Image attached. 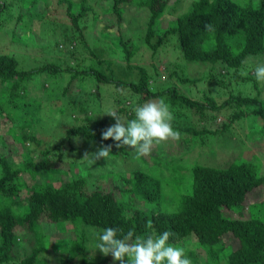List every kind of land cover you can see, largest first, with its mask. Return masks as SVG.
Masks as SVG:
<instances>
[{"label": "trees", "instance_id": "obj_1", "mask_svg": "<svg viewBox=\"0 0 264 264\" xmlns=\"http://www.w3.org/2000/svg\"><path fill=\"white\" fill-rule=\"evenodd\" d=\"M168 2L112 0L109 12L116 15V23L121 26L124 22L123 4L147 8L149 17L144 40L152 52H156L167 35L177 33L181 54L186 61L210 63V70L199 78L177 77L181 83L194 84L200 79L212 83L215 80L219 87L226 88L234 81L248 82L252 84L255 94L231 91L218 99L207 93L202 98H192L182 94L175 85L154 89L148 71L130 63L137 46L133 38L126 35L120 36L119 42L127 67L136 68L138 72L136 81L116 78L109 65L106 66L109 76L102 69L94 68L81 73L94 75L99 83L115 86L118 93L114 96L115 111L122 119H133L136 106L163 98L171 105L174 118L181 115L190 118L188 125L179 121L185 127V134L180 139L183 144L194 141L202 145L217 144L220 136L232 138L228 131L236 122L252 115L264 120V104L259 82L254 76L255 68L246 74L239 71L245 59L251 55L256 56L254 60L258 63H264V0H192L189 8L174 16L170 26L153 42L156 27L166 13ZM16 3L20 6L16 20L21 21L24 16L22 10L27 9L23 4L28 2L0 0V23L12 20L10 13ZM29 3L34 5L33 1ZM58 4L65 5L72 28L71 39L67 38L66 41L70 39L71 44L83 39L82 43L88 46L83 32L87 25L83 29L80 26L92 10L88 0H59ZM2 15H8V18H1ZM60 18L64 19L62 16ZM89 54L95 57L92 50H89ZM99 61L102 63V60ZM65 70H69V66L62 68L53 62L43 63L36 68L19 69L16 57L0 53V89L6 93L5 103L0 101V130L7 120L10 123L7 132L23 145L22 153L25 154L21 167L19 162L0 152V264H72L79 257L81 264H120L110 254L88 260V226L93 232L106 227L121 229L118 232L121 238L131 229L134 231L133 239L135 235L169 231L173 234L169 243L184 247L191 264H264V199L249 194L264 186V163L260 158L243 156L245 148L247 156L253 149L244 146L242 138L239 141L242 147L229 145L228 150H238V153L235 151L233 159L224 166L197 162L184 164L185 168H181L183 163L180 166L175 164L176 168L170 169L168 166L174 162L173 158L165 161L151 156V162L156 159V163L149 167L146 163L149 160L144 156H138L136 152L133 154L125 146L117 147L111 138L102 139V130L114 124L115 120L107 113L95 118L91 115L94 112L84 107L88 100L95 102L97 97L100 98V89L96 86L84 98L72 95L68 99L71 104L80 107L77 112L74 111V124L66 128L60 142L46 144V138L35 131L37 123L26 120L30 117L28 113L22 115L17 111L19 101L26 98L23 83L37 72ZM174 74L175 71L167 73L171 78ZM221 76L228 77L229 81L226 83ZM4 82H10L9 86L4 87ZM127 89L132 92L130 97L133 94L138 96L132 104H127L129 96L121 92ZM69 92L67 86L64 94ZM122 96H126L124 101L121 100ZM34 106L35 111L40 112L41 104ZM18 117L23 118L24 123L20 124ZM191 120L196 122L191 124ZM172 126L174 129L181 128L176 120L172 121ZM2 138L3 135H0L1 141ZM74 138L78 139L79 144L71 143ZM247 140L250 142V139ZM41 142L46 145L38 151V158H33L34 150L28 144ZM86 142L89 146L84 149V154L88 153V156L103 145H112L109 159L103 160L111 163V159L112 167L109 171L101 168L98 179L111 177L121 183L113 181L108 189L101 186L91 188L87 178L80 173L74 179L57 178V175L67 172L56 166V160L71 154L76 159V154ZM94 163L104 164L100 160ZM28 170L42 175L41 182L26 186L22 175ZM55 181L59 184L55 185ZM166 184L170 187L167 192ZM139 198L148 205L147 208L138 207ZM149 223L151 227H148ZM67 225L71 227L65 230ZM46 236L56 238L50 252L44 241ZM199 248L204 251L205 260L196 251Z\"/></svg>", "mask_w": 264, "mask_h": 264}, {"label": "rangeland", "instance_id": "obj_2", "mask_svg": "<svg viewBox=\"0 0 264 264\" xmlns=\"http://www.w3.org/2000/svg\"><path fill=\"white\" fill-rule=\"evenodd\" d=\"M26 1L28 3L33 1L34 5H30V3L23 4L27 9L22 10L24 16L21 21L16 20L17 11L20 9L19 4L16 3L17 5H14L11 9L12 14L10 13L12 20L0 23V53H7L16 57L19 69L36 68L46 62H53L56 65L60 64L62 68L69 66V70L55 73L48 71L37 72L23 83L26 98L24 97L22 101H19L17 111L22 115L28 113L30 117H27L26 120L35 121L37 123L35 131L43 138H46V144L52 145L60 142L65 136L66 128L74 124V111L78 110L80 107L69 102L68 99L72 95L75 98H84L86 97V93L94 91L93 89L99 86L100 98L97 97L98 100L96 101L94 98L95 102H93V100H88V102L84 104V107H87L88 111L92 110L94 113L90 114L95 118L116 109L114 96L116 97L118 93H116L117 89L115 86L111 83H99L94 75L82 74L81 71L89 70L90 68L102 69L109 76L110 72L106 70V66L109 65L116 78L126 81L137 80L138 72L136 68L131 69L127 67L119 42L120 36L125 37L124 35L131 36L134 44L137 46V51L132 56L130 63L142 66L148 71L150 76H152V87L154 89L175 85L182 94H186L192 98H202L205 93L215 96L216 98H223L231 91H241L244 94L250 95L255 94L252 84L248 82L235 83L236 81H234L232 85L226 88L219 87L215 83V80H213L214 82L212 81V83H208L201 79L194 84L181 83L177 77L199 78L210 70V63L186 61L181 54L177 33L167 35L160 46L157 47L156 52H152L151 48L144 40L146 20L147 17H149L147 8L138 7L130 3L123 4L124 22L121 26H118L116 23V15L109 12L112 0H88L92 10L88 18L82 20L80 24L82 29L84 25H87V29L83 30L84 39L88 43V46H85V44L82 43L83 39L70 44L69 40L71 39L70 34H72V28L68 20L69 17L66 15V7L64 4H58L59 0ZM191 1L192 0H169L166 13L161 17L156 27V36L153 42H155L170 26L169 23L173 21L174 16L189 8L188 6ZM254 1L257 2V0ZM60 16L64 18V22ZM1 18H8V15H2ZM67 38L70 39L66 41ZM87 48L92 50L95 57L89 54ZM67 49H71L75 51V53H71ZM255 57L256 56L251 55L245 59L243 68L239 70L242 74L248 73L259 64V61L254 60ZM99 60H102V63H100ZM171 71L176 72L172 78L167 75V73ZM224 76H221V78L226 79L225 82L227 83L229 79ZM9 84L10 82H4L3 86L8 87ZM258 84L261 89L260 95L264 104V84L260 82ZM1 86L2 84L0 82V88ZM67 86H69L70 94H64ZM121 92L124 95L127 94L126 96L132 94L128 89L122 90ZM5 94L4 90L0 89V101L2 104L5 103ZM92 96L96 97L95 94H92ZM126 96H122L121 100L124 101ZM137 97L138 96L134 94L132 97L129 96V98H127V104H132L136 101ZM28 101L35 102L36 104L28 103ZM113 101L114 104L112 105ZM37 104H41V106H39L40 112L35 111L36 106L34 105ZM168 105L171 108V105ZM221 117L223 116L221 115ZM18 118L20 124L24 123L23 118ZM123 120L127 121L126 117H123ZM174 120H176V123L181 124V128L175 129L180 133L185 129L183 124L188 125L190 123V118L186 117V115H181L180 117L175 116ZM2 121H5V119ZM194 122L196 121L191 120V124ZM217 122L218 124L221 123L220 121ZM9 124L10 123L6 120V125H2L3 127L0 130V135H3L2 141L0 139V152L10 156V158L16 162H19V166L22 167V163L25 162V154L22 153L24 148L19 141L16 142L13 136L7 132V125ZM181 134L182 138L185 132L183 131ZM228 134H232V138L229 136H220L216 141L219 143H213L212 145H202L199 141H194L187 145L183 144L181 140H170L161 146H153L151 154L144 157L149 160L146 161L149 167H152L153 164L156 163V159L151 162V156L161 158L165 161H171V158H173L174 162L168 166L170 169L176 168L175 164L180 166V164L183 163L181 168H185V165L197 162L203 164L209 163L214 166H224L233 159L235 151L238 153V150H228L229 145L234 144L242 147V144L239 142L242 138L244 146L253 149V151L248 152L247 156V149L245 148L243 156L249 157L250 159L252 157H255V159L260 158L264 163V120L262 118L257 115H252L244 120L238 121L230 128ZM247 139H250L251 143ZM77 140L74 138L71 140V143L79 144ZM46 144L44 142L28 144V146L34 150L33 155L35 157L33 158H38V151L44 149ZM88 146V142L84 143L81 151L76 154V159L75 155L71 154L69 157H64L63 155L61 160H56V166L62 171L66 170L67 172V174L62 173L61 175H57V178L74 179L77 173H80L83 177L87 178L88 185L91 188H98L101 186V188L108 189L111 188V182L113 181L115 183H121L119 180H114L111 177L106 180L98 179L99 173L102 172L101 168L105 171H109L112 167V160L110 159L111 163H106L103 161L104 159L101 158L98 160L104 164H95L92 162L95 159L94 155L84 156V149ZM76 147H79V145ZM63 148H65V145ZM127 148L133 154L135 153L134 149ZM211 152H213V154ZM71 156H73V158H71ZM79 157L81 158L80 161ZM83 157L88 159H83ZM22 177L26 181V186L36 181L41 182L43 179L42 175L34 174L31 170L23 173ZM54 184L58 185L59 182L55 181ZM169 188V185L166 184V192ZM169 193L170 191L168 194ZM249 194H251L250 196L264 199V186H259ZM137 203L138 207H148L140 198ZM70 227V225L65 226V230H68V228L70 229ZM88 227L90 230H87V258L88 260L98 259L103 255L99 249L95 250V245L98 242L96 234L99 231L93 232V229L90 228L91 226ZM61 230L63 231L62 228ZM44 241L47 251H52V245L56 242V238L54 236H46ZM27 250L29 251L30 249ZM196 251L200 254L202 259L205 260L204 251L201 248ZM79 258L72 264H81Z\"/></svg>", "mask_w": 264, "mask_h": 264}, {"label": "clouds", "instance_id": "obj_3", "mask_svg": "<svg viewBox=\"0 0 264 264\" xmlns=\"http://www.w3.org/2000/svg\"><path fill=\"white\" fill-rule=\"evenodd\" d=\"M254 76L257 82L264 84V63L255 66ZM106 113L115 123L102 130V139L111 138L117 147L132 148L138 156L150 155L153 146L181 139L182 134L172 126L174 115L170 106L162 98L136 106L131 120H123L115 110ZM111 149L110 144L101 146L93 153L95 159L92 162L109 158ZM148 227H151L150 223ZM121 231L106 227L97 232L95 250L99 249L105 256L110 254L120 264H191L184 247L169 243V238L173 235L169 231L146 236L135 235L134 239L133 230L130 229L122 238L118 237V232Z\"/></svg>", "mask_w": 264, "mask_h": 264}]
</instances>
